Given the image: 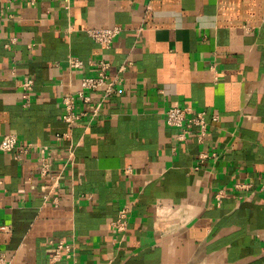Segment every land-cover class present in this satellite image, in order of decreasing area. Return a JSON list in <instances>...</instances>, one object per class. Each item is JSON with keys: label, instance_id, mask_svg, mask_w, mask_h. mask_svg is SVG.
I'll return each instance as SVG.
<instances>
[{"label": "crops", "instance_id": "crops-1", "mask_svg": "<svg viewBox=\"0 0 264 264\" xmlns=\"http://www.w3.org/2000/svg\"><path fill=\"white\" fill-rule=\"evenodd\" d=\"M113 26L109 49L86 34ZM72 58L82 66L69 68ZM92 59L110 63L111 78L129 64L114 95L93 94L100 116L69 130L61 99L95 75ZM169 107L205 113L204 144L176 140ZM58 133L74 149L66 167ZM7 134L53 147L61 176L43 200L37 152L20 162L0 152L9 264H264V0H0ZM123 207L117 234L110 223Z\"/></svg>", "mask_w": 264, "mask_h": 264}, {"label": "built area", "instance_id": "built-area-1", "mask_svg": "<svg viewBox=\"0 0 264 264\" xmlns=\"http://www.w3.org/2000/svg\"><path fill=\"white\" fill-rule=\"evenodd\" d=\"M119 32L120 27L113 26L106 29H90L86 31V34H88V36L99 46L104 49H109L113 39L120 34ZM13 41L14 40H12V42ZM128 64L129 63H126L120 66L118 69L119 74L111 78L109 77L110 63L96 59H92L88 62V65L96 71L95 75H92L91 77H82L79 81V88L77 91L73 95L68 94L61 99L63 109L61 120L69 130L73 129L82 119L92 121V119L100 116V104L92 102L93 94L99 92V101H103L111 95H114L118 90L117 88L122 83L121 73L124 72V69ZM68 66L71 69L80 68L82 62L76 58H72L68 61ZM32 86L33 82L28 79L20 84V88L28 93L31 92L30 90ZM212 121H216L215 116L212 117ZM163 123L166 126L179 130V133L175 137L177 141H183L187 136L192 135L199 144H204L205 137L208 134V123L205 121V113L194 111L190 107L167 108L163 113ZM68 135L69 133H58L54 136L55 145L53 146L57 147V149L60 147L65 151L63 167H66V165H68L67 163L71 164L74 157V149L72 147L67 149V146L63 145V142L66 141ZM52 149L53 147L50 148L48 146L35 147L31 143L18 140L14 134H7L0 139V152L11 153L15 162H20V160L31 151L37 152L40 165L38 168V175L48 183V187L44 185L43 188H50L48 194L45 190L42 192L41 197L43 200L48 199V195L54 192V190H57V187L60 184V173L55 175L51 172L52 160L50 152ZM215 197L217 204H219L223 198L222 193L218 192ZM51 202L57 204L56 197H52ZM128 213L129 211L127 208H121L117 213L116 219L110 223V226L115 233L122 234L126 231L129 219ZM3 228L4 227H1V230ZM62 248L67 250V246L59 243V245L56 246V252ZM0 264H9V261L2 253H0Z\"/></svg>", "mask_w": 264, "mask_h": 264}]
</instances>
